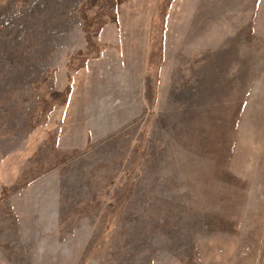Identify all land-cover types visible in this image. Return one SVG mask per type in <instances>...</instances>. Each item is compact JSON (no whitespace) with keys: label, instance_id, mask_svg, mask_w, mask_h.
<instances>
[{"label":"rangeland","instance_id":"obj_1","mask_svg":"<svg viewBox=\"0 0 264 264\" xmlns=\"http://www.w3.org/2000/svg\"><path fill=\"white\" fill-rule=\"evenodd\" d=\"M0 264H264V0H0Z\"/></svg>","mask_w":264,"mask_h":264}]
</instances>
